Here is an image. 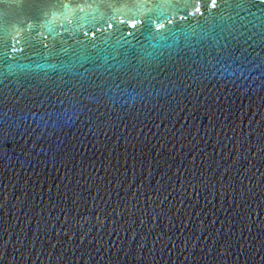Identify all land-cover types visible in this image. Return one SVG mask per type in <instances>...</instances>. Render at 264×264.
<instances>
[{
	"label": "water",
	"instance_id": "1",
	"mask_svg": "<svg viewBox=\"0 0 264 264\" xmlns=\"http://www.w3.org/2000/svg\"><path fill=\"white\" fill-rule=\"evenodd\" d=\"M215 3L0 4V264H264V4Z\"/></svg>",
	"mask_w": 264,
	"mask_h": 264
},
{
	"label": "snow or ice",
	"instance_id": "2",
	"mask_svg": "<svg viewBox=\"0 0 264 264\" xmlns=\"http://www.w3.org/2000/svg\"><path fill=\"white\" fill-rule=\"evenodd\" d=\"M10 0H0V4H7L9 3ZM16 3H19V4H24V3H27L29 2V0H15ZM32 3H36L37 0H31ZM260 3L261 4H264V0H260ZM213 7H216V3H215V0H213ZM197 11H199V9H197Z\"/></svg>",
	"mask_w": 264,
	"mask_h": 264
}]
</instances>
